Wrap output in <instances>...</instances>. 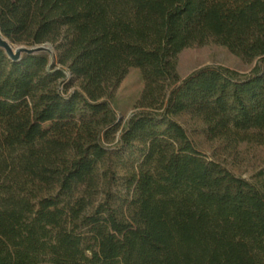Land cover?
Wrapping results in <instances>:
<instances>
[{
    "label": "trees",
    "instance_id": "1",
    "mask_svg": "<svg viewBox=\"0 0 264 264\" xmlns=\"http://www.w3.org/2000/svg\"><path fill=\"white\" fill-rule=\"evenodd\" d=\"M0 33L53 51L0 48V264H264V167L226 162L264 151V0H0ZM207 44L250 71L181 78Z\"/></svg>",
    "mask_w": 264,
    "mask_h": 264
},
{
    "label": "rangeland",
    "instance_id": "2",
    "mask_svg": "<svg viewBox=\"0 0 264 264\" xmlns=\"http://www.w3.org/2000/svg\"><path fill=\"white\" fill-rule=\"evenodd\" d=\"M206 66H222L239 73H248L252 67L251 64L241 61L224 47L216 44L186 48L177 57V72L181 78ZM141 90L142 81L139 71L133 68L129 69L116 92V106L120 119L124 120L131 115L132 105L139 97ZM194 141L201 153L208 159H213L215 155L220 156L215 150V145L205 143L199 138H194ZM242 149V147L239 148L233 158L226 159L227 168L236 176L256 183L258 179L255 174L264 167V151H257L250 155L243 153Z\"/></svg>",
    "mask_w": 264,
    "mask_h": 264
},
{
    "label": "water",
    "instance_id": "3",
    "mask_svg": "<svg viewBox=\"0 0 264 264\" xmlns=\"http://www.w3.org/2000/svg\"><path fill=\"white\" fill-rule=\"evenodd\" d=\"M0 48L3 49L7 54V56L13 61L19 60L23 54H35V53L46 52L51 55L53 52L51 47L47 45L35 46L31 48H27L23 46H13L7 39H5L1 35V33H0Z\"/></svg>",
    "mask_w": 264,
    "mask_h": 264
}]
</instances>
